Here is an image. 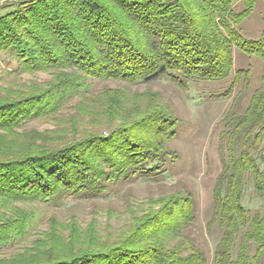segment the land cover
Here are the masks:
<instances>
[{
	"label": "trees",
	"instance_id": "obj_1",
	"mask_svg": "<svg viewBox=\"0 0 264 264\" xmlns=\"http://www.w3.org/2000/svg\"><path fill=\"white\" fill-rule=\"evenodd\" d=\"M238 1L6 5L0 57L14 66L0 69V264H207L190 233L196 195L184 184L128 196L122 212L96 204L88 220L58 213L120 182L163 181L179 159L168 146L179 119L159 92L129 87L162 75L183 89L232 76L217 97L239 86L222 119L207 230H220L212 264H264V30L242 35L257 0L236 10ZM234 48L263 62L251 92L250 68L234 69ZM94 80L120 85L94 89ZM248 179L262 201L254 211L242 203Z\"/></svg>",
	"mask_w": 264,
	"mask_h": 264
},
{
	"label": "rangeland",
	"instance_id": "obj_2",
	"mask_svg": "<svg viewBox=\"0 0 264 264\" xmlns=\"http://www.w3.org/2000/svg\"><path fill=\"white\" fill-rule=\"evenodd\" d=\"M16 0H0V14L5 13L9 6ZM242 8V0L235 5L236 10ZM264 12V0H257L252 13L239 25V29L245 37L257 38L264 30L262 16ZM14 63L7 64L0 57V69L12 68ZM250 68L252 87L250 92L260 85V77L263 71V62L257 57L247 56L234 48V69ZM40 78H47L44 74H38ZM232 76L221 80L197 81L192 80L186 89L174 84L167 75H162L154 81L145 84L131 85V89L143 91L149 88L159 92L175 111L179 119L177 135L168 146L179 155L178 161L169 164L161 183L147 181L143 179H130L112 185L110 195H105L99 199H79L66 201L58 213L64 216L71 212L76 213L81 219H90V210L94 205L105 209L113 206L122 212L125 209L128 196L143 200L148 195H158L160 192H169L172 184H184L196 195L197 218L196 225L190 231L198 246L206 253L208 262L212 264L214 247L219 240L220 230L215 224L213 228L207 230V222L212 213V189L217 174L221 169L218 146L220 131L223 128L222 119L226 114L233 96L238 91L235 87L228 97H217L224 92L231 84ZM93 88L103 86L115 87L120 85L116 81H93ZM248 101V96L244 99L243 106ZM164 183V184H163ZM243 205L254 211L262 207V201L258 193L252 186V181H246L242 196ZM100 213H102L100 211ZM103 219V217H101Z\"/></svg>",
	"mask_w": 264,
	"mask_h": 264
}]
</instances>
